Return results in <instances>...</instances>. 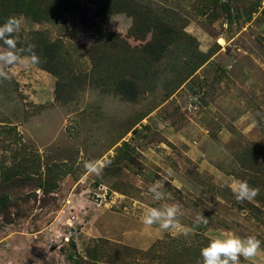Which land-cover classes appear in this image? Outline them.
<instances>
[{"label":"rangeland","instance_id":"rangeland-1","mask_svg":"<svg viewBox=\"0 0 264 264\" xmlns=\"http://www.w3.org/2000/svg\"><path fill=\"white\" fill-rule=\"evenodd\" d=\"M80 2L84 15L54 21L11 14L24 18L18 47L41 35L60 44L61 63L53 74L47 56L0 79V264H75L94 244L161 253L174 241L184 263L196 258L185 247L201 250L226 230L256 235L264 264V0H142L172 36L154 20L135 33L125 0H103L108 18ZM155 43L166 45L156 60L147 54ZM122 77L135 99L115 89ZM250 154L262 167H248ZM89 161L106 166L90 173ZM234 179L254 182L258 195L237 202ZM155 181L166 200L153 201ZM161 203H179L193 234L143 225L144 207ZM201 213L208 222L196 225Z\"/></svg>","mask_w":264,"mask_h":264},{"label":"trees","instance_id":"trees-1","mask_svg":"<svg viewBox=\"0 0 264 264\" xmlns=\"http://www.w3.org/2000/svg\"><path fill=\"white\" fill-rule=\"evenodd\" d=\"M90 3L96 4L101 8L102 17L108 18L109 14L106 6L103 4V0H87ZM220 0H211L215 5ZM142 0H125V5L132 9L133 18L136 21L135 24V33H143L145 29L151 21H155L157 29L162 31L165 35L172 36L174 34V28L170 25H167L159 16L157 10L155 8H151L150 6H145L142 3ZM76 11L79 13H86V4L81 3L80 0H0V24H3L4 21L11 16L13 13L22 14L26 17H29L34 22L39 21H54L62 15L65 11ZM261 13L264 15V7L261 9ZM85 17L80 16V21L84 22ZM99 34H103L105 36L113 35L109 32H106L103 28L100 29ZM140 35V34H139ZM177 36L179 34L177 33ZM2 44V42H0ZM34 46V52L40 57V61L46 58L47 56L50 58H46L44 60L43 65L44 69L52 72L53 74H58L59 63L58 59V50L60 49V44L57 42H47L45 38L41 35H37L34 40H29L27 45ZM108 45V44H107ZM149 49L152 50L153 53H147L149 56L154 57L155 60L160 56V54L166 50V45L163 43H155L150 44ZM202 59L199 63L203 62L205 57H207V53L199 54ZM119 67H121L122 62L119 61L117 63ZM58 67V68H57ZM114 87L125 97L130 99L136 98V87L135 83L127 78L122 77L118 78L114 81ZM251 160L249 161V166L257 167L261 166L262 163L256 158L255 155L250 154ZM242 163V162H241ZM243 164V163H242ZM244 165V164H243ZM9 176L3 177L7 179ZM250 179L252 176H249ZM250 184L254 182H250ZM7 196H0V208L6 206ZM177 242H172L173 244L170 248L164 249L161 253L156 252L157 249L154 247H150L148 250L142 252L139 249H135L129 247L127 245H112L109 247L107 245H92L86 246L83 258L76 259L75 264H97L98 261H108L114 264H198L201 261L200 250L192 247H185V254L189 255L190 250H193L194 260L191 258L188 261H180L179 258V248L176 244ZM207 245V244H206ZM205 246V245H204ZM203 246V247H204ZM168 247V246H167ZM160 253V254H159ZM179 258V259H178Z\"/></svg>","mask_w":264,"mask_h":264},{"label":"clouds","instance_id":"clouds-1","mask_svg":"<svg viewBox=\"0 0 264 264\" xmlns=\"http://www.w3.org/2000/svg\"><path fill=\"white\" fill-rule=\"evenodd\" d=\"M24 24V18L18 15L9 16L3 24H0V79H11L15 75L11 70L17 65L24 68L36 66L40 63V57L34 52V46L29 44L27 48L18 47L17 36ZM106 166L98 161L85 163V168L90 173L100 174ZM172 174V170H168ZM230 187L237 202L252 201L259 190L249 185L247 180L234 179L227 185ZM164 184L155 181L149 185L148 191L152 194L153 201L161 202L168 198L163 191ZM184 215L179 203H161L159 206H146L141 214V222L146 227L158 226L161 231L169 232L173 237H188L194 229L181 223L180 217ZM207 219L201 214L195 217V224H207ZM58 234V233H57ZM207 245L201 248V261L198 264H256V257L261 253V240L256 235L241 236L235 231L226 230L219 234L209 236Z\"/></svg>","mask_w":264,"mask_h":264}]
</instances>
